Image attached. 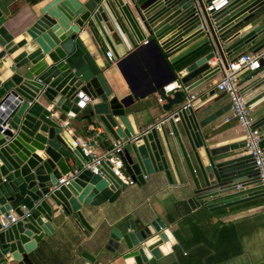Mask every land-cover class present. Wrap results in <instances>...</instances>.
<instances>
[{"label": "water", "instance_id": "obj_1", "mask_svg": "<svg viewBox=\"0 0 264 264\" xmlns=\"http://www.w3.org/2000/svg\"><path fill=\"white\" fill-rule=\"evenodd\" d=\"M209 1L49 0L27 24L11 30L0 12V219L10 211L17 217L0 227V264H36L35 245L52 234V217L76 218L87 229L82 207L112 203L127 187L105 162L97 174L85 168L88 158L59 115L83 113L80 120L99 126L111 141H126L121 161L132 184L143 185L158 174L172 184V173L181 184L180 160L188 176L190 209L201 201L215 200L205 207L217 210L264 196L244 137L215 139L224 130L210 125L230 105H215L214 90H207L217 74L216 66H209L212 59L225 67L235 54L264 50V3L233 0L208 17L203 8ZM201 18L212 43L204 39L173 62L168 80L153 83L147 94L171 82L181 86L162 104L165 115L188 93L196 90L198 98L165 122L168 130L157 125L136 131L127 111L138 97L130 87L129 95L113 93L106 75L115 68L127 83L123 65L131 58L138 65L144 45L162 56L158 48L172 41L167 54L201 34ZM134 36L138 42L152 38L134 49ZM204 47L209 51L195 56ZM248 79L242 93L255 113L253 129L262 132L258 145L264 151V57ZM62 176H67L66 185L58 183ZM248 188L256 190L240 194ZM172 243L158 218L128 219L122 229L109 231L102 248L123 264H153L171 251ZM80 257L97 264L86 251Z\"/></svg>", "mask_w": 264, "mask_h": 264}, {"label": "crops", "instance_id": "obj_2", "mask_svg": "<svg viewBox=\"0 0 264 264\" xmlns=\"http://www.w3.org/2000/svg\"><path fill=\"white\" fill-rule=\"evenodd\" d=\"M11 1L0 0V12L5 18L7 30L27 24L37 10L49 0H41L34 5H27L22 0ZM262 2L264 3V0ZM13 10L14 13L10 14ZM151 38L152 36H149L138 42L134 36L131 39L133 48L144 45V42ZM171 42L158 48L162 56L146 44V48L141 50L140 58L135 60L138 65L132 58L125 62L123 66L128 85L115 68L106 75L108 86L113 93L118 96L129 95L130 87L138 97L127 111L132 114V117L128 116L129 122L136 131L153 127L164 116L162 104L156 102V94L147 95L152 84H161L168 80L167 67L204 43V38L199 34L165 54ZM201 55L203 54L199 56ZM170 69L174 70L171 66ZM244 78L246 84L250 79L247 76L242 77ZM218 79L219 75L214 76L209 81L207 90L212 89L213 82ZM214 93L215 105L227 103L221 94L215 91ZM192 94H198V91L195 90ZM54 113L55 116L59 115L57 111ZM251 114L255 119L253 110ZM82 115L83 113H78L73 118L59 115L61 121L68 123V133L79 139L87 137L92 128L87 122L80 120ZM161 125L168 130L165 122ZM210 126L216 131L224 130L215 137L217 141L240 135L229 111ZM93 128L101 132L100 143L94 149L95 153L100 155L113 141L99 126ZM178 170L181 184L174 173L171 177L172 184H168L164 176L158 174L145 178L143 185H127L112 203L82 207L87 229H84L76 218H64L57 213L51 221L52 234L43 236L35 245V263L88 264L80 257V254L86 251L95 255L97 264H123L117 255L102 248L109 231L112 228L122 229L123 223L128 219L145 221L158 218L165 225L173 243L171 251L153 264H264V196L217 210H208L205 207L215 200L201 201L198 206L190 209L186 202L190 194L186 188L188 176L180 160ZM254 190L256 188H248L240 194Z\"/></svg>", "mask_w": 264, "mask_h": 264}, {"label": "built area", "instance_id": "obj_3", "mask_svg": "<svg viewBox=\"0 0 264 264\" xmlns=\"http://www.w3.org/2000/svg\"><path fill=\"white\" fill-rule=\"evenodd\" d=\"M233 0H211L204 4V12L209 17L212 13L221 10L226 7ZM213 23V22H211ZM199 30L205 40L212 43L210 34L206 27V24L201 18ZM214 33L217 31L213 28ZM264 36V32H263ZM147 41L144 42V44ZM107 59L110 61V54L106 53ZM264 57V50H260L256 53L245 52L243 54H235L226 59V66L223 67L219 59H212L209 66H216L217 75L219 79L213 82L212 89L221 94L226 102L229 103V112L235 121L236 126L239 128L240 135L244 137V150L245 154L250 155L254 168L257 170V176L260 180V185L264 188V151L259 147L260 132L257 129H253L254 117L251 114V110L246 106V99L243 96L242 88L245 84V78L243 76H251L255 71L260 69V61ZM181 86L177 82H171L165 86H162L157 90L156 102L158 104H164L165 99L171 97V94L180 90ZM199 95L188 93L182 100L181 104L176 109L161 117V119L153 125H161L168 119L172 118L178 112L186 110L190 107L191 102L194 101ZM176 119H173L175 121ZM63 126H67V122L62 121ZM100 134L97 129L91 128L88 136L84 139L75 138V144L79 147L81 154L88 158V163L85 168L90 170L93 174H97V167L100 162H105L110 166V170L115 177H117L121 183L125 185H131L129 177L125 174L122 166L121 156L123 147L126 145V141H113L110 147L100 155H97L94 149L100 143ZM67 176H63L59 179L58 183L66 185ZM22 214H26V210L21 208ZM17 217L10 211L1 217L0 227L5 229L10 224L14 223Z\"/></svg>", "mask_w": 264, "mask_h": 264}, {"label": "trees", "instance_id": "obj_4", "mask_svg": "<svg viewBox=\"0 0 264 264\" xmlns=\"http://www.w3.org/2000/svg\"><path fill=\"white\" fill-rule=\"evenodd\" d=\"M14 1H17V0H12L11 2H14ZM24 3H26L27 5H34L36 3H38L39 1L41 0H22ZM14 13V10L10 12V14H13ZM209 51V48L208 47H204L203 49H201L200 51H198L196 53L195 56H199L200 54H205ZM247 77H250L249 75H247Z\"/></svg>", "mask_w": 264, "mask_h": 264}, {"label": "rangeland", "instance_id": "obj_5", "mask_svg": "<svg viewBox=\"0 0 264 264\" xmlns=\"http://www.w3.org/2000/svg\"><path fill=\"white\" fill-rule=\"evenodd\" d=\"M215 76H217V74ZM260 133H262V132L260 131Z\"/></svg>", "mask_w": 264, "mask_h": 264}]
</instances>
